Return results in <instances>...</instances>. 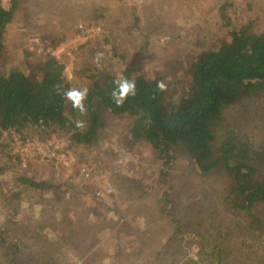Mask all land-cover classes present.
I'll return each instance as SVG.
<instances>
[{"label":"trees","instance_id":"1","mask_svg":"<svg viewBox=\"0 0 264 264\" xmlns=\"http://www.w3.org/2000/svg\"><path fill=\"white\" fill-rule=\"evenodd\" d=\"M25 2L0 0V58L5 29ZM228 2L218 8L226 38L174 74L145 77L134 62L119 76L97 71L79 103L68 95L77 88L75 78L67 80L52 58L34 66L38 79L20 71L0 75V138L9 131L40 139L54 134L90 152L104 144L107 118L121 115L129 120L127 137L144 139L157 152L161 185L155 212L171 232L165 250L157 252L151 264L163 261L162 252L166 260L171 255L174 264H264V130H253L259 131L264 121V31L233 23ZM93 19L102 15L94 14ZM102 33L108 43V33ZM124 83L133 88L121 96ZM129 179L121 178L123 188ZM14 182L15 188L4 196L0 264L52 263L61 242L37 227L26 238L25 228L18 235L17 214L26 190L49 192L51 200L63 203L64 189L70 186L25 172L17 173ZM78 215H73L75 225H89L84 214ZM66 219L70 231L60 247L79 248L71 233L79 225ZM27 238L33 240L30 251ZM88 250L94 254L96 248ZM26 253L30 261L19 262ZM184 253L189 256L180 263ZM114 255L112 264H120L118 246ZM92 256L84 254L83 262Z\"/></svg>","mask_w":264,"mask_h":264},{"label":"rangeland","instance_id":"2","mask_svg":"<svg viewBox=\"0 0 264 264\" xmlns=\"http://www.w3.org/2000/svg\"><path fill=\"white\" fill-rule=\"evenodd\" d=\"M224 1L26 0L5 29L4 48L9 47L7 53L10 51V56L15 58L21 53L22 60L26 61L23 63L32 66V74L38 79L34 66L43 60L39 57L30 59L31 55H25L28 53L25 50L27 39H60L68 36L80 23L99 25L101 32L106 30L108 33V43L103 41L101 33L100 38L86 43L76 55L77 75L73 82L77 88L74 91L82 94L97 71L101 76L108 72L119 76L129 63L134 62L138 72L145 77L170 75L178 72L186 61L202 50L217 47L227 36L218 14V8ZM228 3L231 5L227 12L233 23L238 26L251 24L255 32L264 31V0H229ZM98 13L102 19L94 20L93 15ZM107 125L109 132L100 148L88 152L72 147L74 152L78 151L80 164L89 166L90 181L79 180V165L73 166L68 179L39 164H30L26 170H20L11 161L10 154L5 153L7 133L1 132L0 223L5 220L7 212L4 196L15 188L14 179L20 172L70 188L64 189L63 203L51 200L49 192L39 195L26 190L17 214L20 224L18 235H22L25 228L28 232L23 238H26L30 229L37 227L46 237L62 244L70 231L64 222L66 218L73 221V215L84 214L85 224L89 222L87 226L78 224L79 227L71 232L79 240V248L60 247V244L59 253L54 252L55 260L48 264H112L116 260L114 251L117 246L120 264H151L154 255L165 250L171 229L159 221L155 212V197L161 185L160 157L146 140L127 137V117L110 116ZM258 127L259 131L256 127L253 130L260 134L264 130V121ZM125 176L130 179L123 188L119 181ZM137 181L140 183L135 186ZM32 242L27 238V251L32 249ZM91 247L96 248L94 254L88 250ZM168 249L170 246L166 251ZM41 251L45 253V248ZM163 253L160 255L163 261L159 260V264H174L172 256L166 260ZM84 254L93 255V260L83 262ZM23 255L19 262L30 261L31 255ZM185 255L180 263L185 260ZM43 257L45 260V254Z\"/></svg>","mask_w":264,"mask_h":264},{"label":"built area","instance_id":"3","mask_svg":"<svg viewBox=\"0 0 264 264\" xmlns=\"http://www.w3.org/2000/svg\"><path fill=\"white\" fill-rule=\"evenodd\" d=\"M101 33L99 25L80 23L63 39L33 37L27 39V47L43 61L52 58L61 66L67 80H72L76 68V55L86 43L100 38ZM4 133H7L6 146L11 161L20 170H26L30 164H39L52 168L57 174L61 173L63 178L68 179L72 174L73 166L79 165V180L90 181L89 166L80 164L81 159L65 138L54 134L46 139H40L37 136H25L15 131Z\"/></svg>","mask_w":264,"mask_h":264},{"label":"crops","instance_id":"4","mask_svg":"<svg viewBox=\"0 0 264 264\" xmlns=\"http://www.w3.org/2000/svg\"><path fill=\"white\" fill-rule=\"evenodd\" d=\"M5 47V45H4ZM3 47V57H5V60L3 59V57L0 58V75H5L7 72H11V71H20L22 73H24L25 75L29 76L32 74V69H31V65L27 66L26 64L27 63H23L26 62L25 60H22V54L21 53H18L16 55V58L15 56H10V51L7 53L9 47L7 48H4ZM25 50L28 51V53H25V55H31L34 59H38L37 55L33 52H31L27 45L25 46ZM26 51V52H27ZM22 61V62H20ZM3 133V132H2ZM4 137V135H3Z\"/></svg>","mask_w":264,"mask_h":264},{"label":"clouds","instance_id":"5","mask_svg":"<svg viewBox=\"0 0 264 264\" xmlns=\"http://www.w3.org/2000/svg\"><path fill=\"white\" fill-rule=\"evenodd\" d=\"M121 88H122L121 96H123L124 93H127L130 89L133 88V85L130 83H124L121 85ZM68 95L70 98L74 99L77 103H79L80 98L82 96V94H77L75 92H70ZM120 102L121 100H117V103H120Z\"/></svg>","mask_w":264,"mask_h":264}]
</instances>
